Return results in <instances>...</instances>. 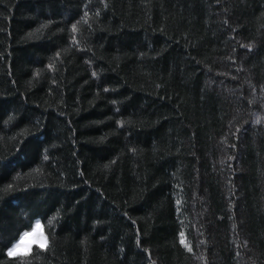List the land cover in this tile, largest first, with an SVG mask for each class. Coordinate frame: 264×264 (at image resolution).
Instances as JSON below:
<instances>
[{"label":"trees","instance_id":"16d2710c","mask_svg":"<svg viewBox=\"0 0 264 264\" xmlns=\"http://www.w3.org/2000/svg\"><path fill=\"white\" fill-rule=\"evenodd\" d=\"M0 264H264V0H0Z\"/></svg>","mask_w":264,"mask_h":264},{"label":"snow or ice","instance_id":"6c2138e0","mask_svg":"<svg viewBox=\"0 0 264 264\" xmlns=\"http://www.w3.org/2000/svg\"><path fill=\"white\" fill-rule=\"evenodd\" d=\"M29 234L25 233L22 234L21 236V240L18 241L15 245H13V248L8 250V255L9 256H15V255H20V254H27V252H21V248L22 245L24 244L25 238L28 236ZM181 236H183V234H181ZM182 243L184 242L183 239L181 241ZM41 247H46V244H42Z\"/></svg>","mask_w":264,"mask_h":264}]
</instances>
